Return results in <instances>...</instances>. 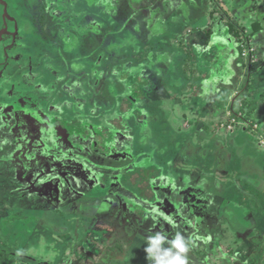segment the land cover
<instances>
[{
  "label": "rangeland",
  "instance_id": "1",
  "mask_svg": "<svg viewBox=\"0 0 264 264\" xmlns=\"http://www.w3.org/2000/svg\"><path fill=\"white\" fill-rule=\"evenodd\" d=\"M67 1L16 0L34 31L0 51V264H62L65 245L74 264H140L145 252V264H218L226 250L181 208L196 180L187 156L200 143L194 133L220 132L229 148L240 133L256 146L258 132L264 146V106L255 110L264 105L255 104L264 94V0ZM64 29L81 31L80 44L68 48ZM9 91L41 98L43 110H21ZM56 119L77 132L61 137ZM167 119L175 134L163 129ZM96 131H108L106 152L94 149ZM17 142L27 145L24 161ZM101 197L115 209L70 216Z\"/></svg>",
  "mask_w": 264,
  "mask_h": 264
},
{
  "label": "crops",
  "instance_id": "2",
  "mask_svg": "<svg viewBox=\"0 0 264 264\" xmlns=\"http://www.w3.org/2000/svg\"><path fill=\"white\" fill-rule=\"evenodd\" d=\"M262 95L259 102L255 103L257 106L264 98ZM204 97L208 99L206 95ZM263 106L256 107L255 110H259ZM197 107L200 106L197 105ZM245 108L246 104L242 105L239 111L243 112ZM210 110L213 112L211 114L206 113V117L212 122L211 124L216 125L220 122L217 117L220 113L212 108ZM257 114L258 116L252 114L253 116L249 117L250 123L254 124L262 117L260 111ZM211 115L216 116V118ZM173 122L175 121L167 119L166 125L163 123V129L166 127L170 134H175V130H177V127H172ZM230 122L231 119L228 120V123ZM240 124L242 123L239 122ZM246 126L239 127L245 132H251V127ZM253 133L251 132V135L255 138L256 146L250 141V136L240 133L233 137L232 142L228 144L229 148H226L224 143L219 141V137H222L220 132L215 134L213 131L203 138L200 134L194 133L195 139L200 143L196 144L198 142H195L192 145L194 149L187 156L193 165L192 169L187 170V173L195 174L196 180L192 182H194L196 190L200 191L197 196L203 201L205 209L204 216L206 217L200 218L203 220L200 221V227L204 228L205 232H200L206 236H215V244L226 250L225 256H218L215 258L216 260L210 259L218 262V264H264V162L258 163L253 156L254 151L257 154L258 152L264 153V146L260 143L258 132ZM180 137L184 143L189 139L186 133L180 134ZM152 148L155 149V147ZM164 151L168 152L166 148ZM210 162H213L215 167H211ZM203 191L206 195L203 194ZM76 209L78 210V208ZM84 215L86 214L77 212L70 216L77 219ZM20 218L26 219L24 216ZM54 237L57 240L60 239L56 235ZM72 239V241H68L73 244L74 237ZM18 249L20 250V248ZM135 253L137 251L133 250L132 255ZM145 253L140 257V259L142 258L140 264L146 263ZM72 255H74V259L77 257L73 248L65 245L62 264H74V259L71 260ZM216 255L219 253L216 252ZM121 257V263H123L124 256ZM129 258L132 260L131 264H136L135 257L130 256ZM42 259V264H53L46 257ZM26 261L28 259L24 260V262ZM88 261L79 264H87Z\"/></svg>",
  "mask_w": 264,
  "mask_h": 264
},
{
  "label": "water",
  "instance_id": "3",
  "mask_svg": "<svg viewBox=\"0 0 264 264\" xmlns=\"http://www.w3.org/2000/svg\"><path fill=\"white\" fill-rule=\"evenodd\" d=\"M0 3L3 5L4 7V16L5 18L6 17H9V8L11 7L12 3L8 0H0ZM7 18L5 19V24H7ZM5 27V26H4ZM22 97V98H21ZM17 98L18 100L15 102L16 105H18L20 107V109L22 110V108H30L32 110H38L39 112L43 110V107L42 105L40 104V101H41V98L39 100H36V99H33L31 96H28V95H21V94H17ZM139 98V93H135V95L132 97V102H135V99H138ZM26 120L23 119L22 120V123H21V126L20 128L25 130L26 129ZM59 127H61L60 124H58ZM68 127H70V130H65L64 128H61L59 130V133L61 135V137L63 138H70L73 134H75L77 132V127L72 125V124H67ZM85 129H82L81 131L78 130V133L81 134V135H84L85 134ZM108 131L107 132H102V131H96L95 132V143H94V149L96 151H103V152H106L107 151V147L105 145V141H106V138L108 136ZM105 140V141H104ZM99 142H102V143H99ZM102 144V145H100ZM17 145V149L15 152L18 151V158H19V161L21 160H25L27 159L26 158V143H22V147H20V144L19 142L16 143ZM30 146L32 145L31 143L29 144ZM19 148V149H18ZM24 153V155H23ZM52 160L49 159L48 160V163H51ZM77 174L79 175L80 172H77ZM144 179H147V177H144ZM55 183L58 184V181L57 179H55ZM100 186L104 189L106 188H109L108 184L102 182L99 183ZM193 188L194 187H187L184 192L186 193L185 194V198H183V206H181V208L183 209V207L187 206L188 209H189V212L191 213V207L193 206L191 204V202H193L195 199L197 200V203L200 204L199 207H200V210H202V213H204L205 215V209H204V204H203V201L202 200H198L197 198H199L197 195H196V192L193 191ZM56 189V187H55ZM195 189V188H194ZM197 189V188H196ZM53 196V199H56L57 201H60L59 197L57 196V194L53 193L52 194ZM108 199H103V197H101L100 199H96V200H91V201H82L81 205L82 207H89V214H93V215H97V214H101V213H106V212H110L112 211L113 209H115V205H113V203H110L109 201H107ZM200 221L199 223L196 225L197 226V229H199L200 227ZM199 225V226H198ZM204 256V255H203Z\"/></svg>",
  "mask_w": 264,
  "mask_h": 264
},
{
  "label": "flooded vegetation",
  "instance_id": "4",
  "mask_svg": "<svg viewBox=\"0 0 264 264\" xmlns=\"http://www.w3.org/2000/svg\"><path fill=\"white\" fill-rule=\"evenodd\" d=\"M12 3L11 7L9 8V17L7 18V24H5V16H4V7L3 5L0 3V51H2L1 49L5 48V49H13L18 46L20 44V42H18L19 38L22 36L23 34H31L33 33V25L30 23V21L28 19H26L21 13H20V8L16 5V0H8ZM71 2V0H68L67 2ZM76 2L78 0H75ZM78 4V3H77ZM70 9V7H67ZM5 26V27H4ZM77 26V25H74ZM83 33H87V26H83L81 28ZM64 31H66L64 34H61L64 40V43L66 44V46L69 48H73L77 45L80 44V38H81V31L78 35H73L69 32H67V29H64ZM60 35V36H61ZM73 39H76V41L74 42ZM68 40V41H67ZM57 72V71H56ZM22 98V97H21ZM132 100V99H131ZM68 105H70V102L67 103ZM57 107H54L55 110ZM59 108V107H58ZM55 124H56V128L59 131L61 128H64L65 130H70V127L67 126L66 122L64 120L61 119H56L55 120ZM58 124L61 125V127L58 126ZM140 188V187H139ZM142 190H147L149 189V186L147 183H144L141 186ZM198 192V190H196ZM196 192V193H197ZM148 194V193H147ZM199 201L201 200V198H197ZM193 205V203H192ZM200 204H196L195 206L191 207V213L195 214L194 216H196L197 219V224L199 223V221H203L200 218L206 217L204 216V213H202V210H200L199 207ZM133 207V206H132ZM206 208V207H205ZM78 210L79 212L82 213H87L89 214V207H82L81 203L78 206ZM207 210V209H206ZM100 214V213H99ZM99 214L95 215L98 216ZM196 224V225H197Z\"/></svg>",
  "mask_w": 264,
  "mask_h": 264
},
{
  "label": "trees",
  "instance_id": "5",
  "mask_svg": "<svg viewBox=\"0 0 264 264\" xmlns=\"http://www.w3.org/2000/svg\"><path fill=\"white\" fill-rule=\"evenodd\" d=\"M255 27H256V29L259 30L261 27V23H255ZM10 94H21L22 95L21 92H17V91H11Z\"/></svg>",
  "mask_w": 264,
  "mask_h": 264
},
{
  "label": "built area",
  "instance_id": "6",
  "mask_svg": "<svg viewBox=\"0 0 264 264\" xmlns=\"http://www.w3.org/2000/svg\"><path fill=\"white\" fill-rule=\"evenodd\" d=\"M229 127H231L232 128V125H229ZM262 140V139H261Z\"/></svg>",
  "mask_w": 264,
  "mask_h": 264
}]
</instances>
